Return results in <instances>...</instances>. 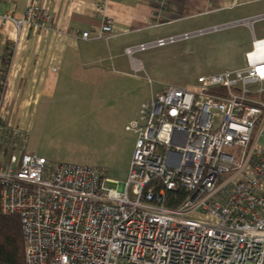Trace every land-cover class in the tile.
Segmentation results:
<instances>
[{
  "label": "built area",
  "instance_id": "1",
  "mask_svg": "<svg viewBox=\"0 0 264 264\" xmlns=\"http://www.w3.org/2000/svg\"><path fill=\"white\" fill-rule=\"evenodd\" d=\"M97 0L106 15L109 2ZM82 35L117 37L112 21ZM264 20V16L257 18ZM18 30L42 26L50 13L31 5ZM237 24L142 44L134 57ZM246 68L167 87L142 105V125L122 188L100 171L52 167L24 151L21 135L4 124L0 105V211L20 220L26 264H264V41H253ZM137 67H140L136 63ZM223 176L228 179L218 185ZM131 189L133 193H131ZM188 199L168 210L170 193ZM202 212L209 225L190 216Z\"/></svg>",
  "mask_w": 264,
  "mask_h": 264
},
{
  "label": "crops",
  "instance_id": "2",
  "mask_svg": "<svg viewBox=\"0 0 264 264\" xmlns=\"http://www.w3.org/2000/svg\"><path fill=\"white\" fill-rule=\"evenodd\" d=\"M31 5L47 10L51 21L18 30L10 20H22ZM97 6V0H0V105L4 124L19 132L26 153L27 137L43 124L39 112L43 108L51 115L57 99L86 98L93 91L100 94L90 96L103 97L109 89L120 96L139 93L127 85L137 82L136 74L144 70L138 58L142 54L133 61L125 53L129 48L230 24L237 26L225 31L242 29L252 50L254 40L264 41V30L255 31L264 21L257 20L264 16V0H115L108 3L105 16ZM105 17L118 36L84 41L82 35L98 28ZM249 53L239 70L246 68ZM114 149L118 158L117 145ZM263 150L264 139L257 146L258 152Z\"/></svg>",
  "mask_w": 264,
  "mask_h": 264
},
{
  "label": "rangeland",
  "instance_id": "3",
  "mask_svg": "<svg viewBox=\"0 0 264 264\" xmlns=\"http://www.w3.org/2000/svg\"><path fill=\"white\" fill-rule=\"evenodd\" d=\"M262 22L257 25V33L264 30ZM240 30L223 31L139 55L144 70L136 74L137 82L127 85H134L139 93L124 92L120 96L119 91L109 89L106 96L102 92L103 97L90 96L100 94L93 91L86 92V98L57 99L51 115L44 113L43 108L39 112L38 122L43 124L27 137V153L44 157L52 167L70 165L100 171L111 182L107 184L109 189L122 188L137 140L136 134L126 129L133 123L142 125L141 106L152 93L157 95L164 88H189L196 86L200 77L242 69L244 54L252 48L251 39ZM257 38L260 39L259 34ZM63 110H68V114H63ZM227 179L228 176L221 177L218 185ZM190 218L209 225L217 223L202 212Z\"/></svg>",
  "mask_w": 264,
  "mask_h": 264
},
{
  "label": "trees",
  "instance_id": "4",
  "mask_svg": "<svg viewBox=\"0 0 264 264\" xmlns=\"http://www.w3.org/2000/svg\"><path fill=\"white\" fill-rule=\"evenodd\" d=\"M4 86H0V98ZM0 185V198H1ZM189 194L183 190L170 193L165 208L178 210L188 199ZM0 264H26V243L22 226L18 218L4 217L0 211Z\"/></svg>",
  "mask_w": 264,
  "mask_h": 264
},
{
  "label": "bare ground",
  "instance_id": "5",
  "mask_svg": "<svg viewBox=\"0 0 264 264\" xmlns=\"http://www.w3.org/2000/svg\"><path fill=\"white\" fill-rule=\"evenodd\" d=\"M249 24H252V22H249Z\"/></svg>",
  "mask_w": 264,
  "mask_h": 264
}]
</instances>
